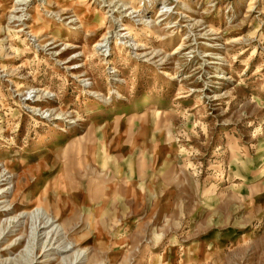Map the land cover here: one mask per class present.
Segmentation results:
<instances>
[{
    "label": "rangeland",
    "instance_id": "obj_1",
    "mask_svg": "<svg viewBox=\"0 0 264 264\" xmlns=\"http://www.w3.org/2000/svg\"><path fill=\"white\" fill-rule=\"evenodd\" d=\"M0 264H264V0H0Z\"/></svg>",
    "mask_w": 264,
    "mask_h": 264
},
{
    "label": "bare ground",
    "instance_id": "obj_2",
    "mask_svg": "<svg viewBox=\"0 0 264 264\" xmlns=\"http://www.w3.org/2000/svg\"><path fill=\"white\" fill-rule=\"evenodd\" d=\"M80 12H81V11L77 12V14H79ZM83 16H84V15H83ZM81 17H82V16H80V18H81ZM146 22H147V21H146ZM146 22H145V24L148 25L151 21H150L149 23H146ZM77 30H78V29H77ZM70 32H71V33H76L77 31L75 30V31H70ZM71 33H70V34H71ZM74 35H75V34H74ZM74 35H73V36H74ZM67 40H68V39H67ZM116 68H117V67H116ZM117 93H118L119 95H121L120 91H117ZM44 220H45V219H44ZM53 224H54V221H51L50 218H48L47 220H45V223H44L42 226H39V227H41V228H45V227L51 226V225H53Z\"/></svg>",
    "mask_w": 264,
    "mask_h": 264
}]
</instances>
